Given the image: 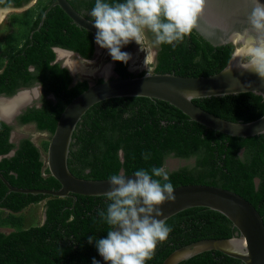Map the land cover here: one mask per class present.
I'll use <instances>...</instances> for the list:
<instances>
[{
  "label": "trees",
  "instance_id": "16d2710c",
  "mask_svg": "<svg viewBox=\"0 0 264 264\" xmlns=\"http://www.w3.org/2000/svg\"><path fill=\"white\" fill-rule=\"evenodd\" d=\"M32 0H0L3 6H23ZM55 0H37L33 6L10 15L13 31L0 54V93L12 95L35 82L43 85L41 106L28 107L21 124L35 123L50 135L71 100L89 87V80L73 84L67 67L55 63V47L73 50L85 58L95 52V34L75 24ZM86 17L95 0H69ZM109 3L118 0H106ZM122 2V0H119ZM234 46L213 45L195 29L175 48L160 45L154 71L185 76L211 75L229 62ZM33 67V69H31ZM121 77L134 73L129 62L116 61ZM103 78L98 79V83ZM53 93L55 99L47 98ZM202 108L232 121H251L264 114V98L254 92L195 98ZM11 124L0 119V171L8 181L22 188L59 189L61 183L43 158L49 140L38 146L30 137L11 140ZM12 150L14 154L8 155ZM121 151L124 159L122 160ZM149 154V159L143 158ZM169 157L194 159L172 170ZM68 164L78 177L102 179L137 169L164 167L173 187L208 184L233 190L248 199L264 218V135L239 137L225 134L191 120L171 103L146 96L114 97L94 104L83 115L74 132ZM258 180V181H257ZM51 196L10 192L0 178V264H92L99 260L96 239L107 235L109 226L98 210L106 209L104 195ZM44 203L46 219L27 225L24 211ZM171 232L158 243L146 264H162L177 248L203 238H228L237 232L223 213L192 207L166 221ZM3 228L11 229L9 232ZM93 236L89 244L88 237ZM178 264H243L219 250H208Z\"/></svg>",
  "mask_w": 264,
  "mask_h": 264
},
{
  "label": "water",
  "instance_id": "95a60500",
  "mask_svg": "<svg viewBox=\"0 0 264 264\" xmlns=\"http://www.w3.org/2000/svg\"><path fill=\"white\" fill-rule=\"evenodd\" d=\"M261 3H264V0H261ZM55 5H59L75 24L95 34L96 29L89 22L90 18L78 11L69 0H55L45 11L40 25L43 24L48 11ZM248 16V0H206L204 17L195 30L213 45L231 43L235 50L240 44L232 39L233 34L261 35V33H257L251 28ZM59 50H65L70 54L82 57L73 50L55 47L56 53ZM234 50L229 62L221 71L201 76H185L173 72H146L143 75L125 78L117 73L115 69L116 61L111 60V70L104 76L103 81L100 83L90 81L89 87L75 96L64 108L55 131L50 135L48 149L43 152L46 166L50 169L51 174L59 180L61 187L59 189L18 187L11 184L0 171V178L7 185L8 193H42L60 197L72 195L75 199V194L104 195V192L109 188L108 178L78 177L71 171L68 159L74 132L83 115L94 104L109 98L146 96L160 99L180 109L191 120L216 131L239 137L259 135L257 130L264 129V114L251 121H232L220 117L194 102L195 98L223 96L241 92H254L264 98V80L254 72L240 68L238 62L242 58L235 57ZM98 51H100V47L95 43V52L98 53ZM81 59L90 60L83 57ZM54 62H60L58 54ZM128 62L129 70L133 72L131 59ZM61 64L70 70L73 84L84 79V77L78 75L79 72L74 70L71 65L66 62ZM100 74L104 75L101 72ZM27 91L28 89H20L11 96L1 95L0 101H15L22 92ZM187 94L190 99L186 98ZM51 97L55 98V95L52 93ZM28 104L29 102L23 105L18 104L10 116H5L0 112V119L8 124H15L17 116L28 108ZM11 140L13 141L12 138ZM14 151L12 150L8 155L14 154ZM2 157L3 155H0V159ZM121 157L123 160L122 151ZM122 171L125 173L124 170ZM125 174L129 178L133 176V173ZM174 195L176 196L175 201H166L158 206L162 215L157 219L166 221L185 209L207 207L227 216L237 228V232L228 238H203L188 243L175 249L162 264H178L208 250H219L240 259L243 264H264V218L248 199L230 189L197 183L174 187ZM44 219H46V214H44ZM98 261H100V264H110V262H105L101 256H99Z\"/></svg>",
  "mask_w": 264,
  "mask_h": 264
},
{
  "label": "clouds",
  "instance_id": "9594fccd",
  "mask_svg": "<svg viewBox=\"0 0 264 264\" xmlns=\"http://www.w3.org/2000/svg\"><path fill=\"white\" fill-rule=\"evenodd\" d=\"M248 4L251 28L261 35L233 34L232 39L240 44L234 50L235 57L242 58L240 68L264 80V3L248 0ZM205 9L206 0H95L89 22L96 29L95 43L107 49L113 61L127 64L131 54L122 47L133 41L142 45L146 30L154 35V46L175 48L191 35ZM257 133L264 135V129ZM142 155L149 159L148 153ZM108 185L104 192L107 207L98 210V216L109 230L106 237L96 239L98 254L110 264H146L153 258L157 244L167 240L171 232L163 219H157L162 215L158 206L176 199L169 173L162 166H153L150 171L137 169L132 178L121 171L108 178ZM93 239L88 237L89 244ZM92 264L100 261L93 258Z\"/></svg>",
  "mask_w": 264,
  "mask_h": 264
},
{
  "label": "rangeland",
  "instance_id": "374dc122",
  "mask_svg": "<svg viewBox=\"0 0 264 264\" xmlns=\"http://www.w3.org/2000/svg\"><path fill=\"white\" fill-rule=\"evenodd\" d=\"M35 0H33L34 2ZM14 12L11 9H0V45L3 42L5 35L12 29L8 19L9 15ZM154 40V35L150 31H145V38L142 45H138L134 41L128 45L122 47V51H126L131 54V67L134 73H139L141 71L153 72L156 60L154 59V53L158 51L159 47L154 46L152 41ZM71 62L79 65L82 70H80L79 76L94 81L99 77L100 70L105 66H110L111 58L107 49L100 48V51L96 53L90 60H83L79 58L76 54H70L66 56ZM62 62V58H60ZM92 70H97L95 74H92ZM98 72V73H97ZM102 73V72H101ZM106 75V74H105ZM103 75V76H105ZM111 77V76H110ZM13 141L18 143L21 138L30 137L38 146L45 140L50 139V134L47 131H39L34 123H16L13 128ZM194 162V159H182L169 157L166 162L167 169L178 168L181 165H187ZM44 203L32 204L25 209L24 214L26 215L25 221L27 225H37L43 221L44 218ZM4 231L9 232L11 229L3 228Z\"/></svg>",
  "mask_w": 264,
  "mask_h": 264
},
{
  "label": "flooded vegetation",
  "instance_id": "af4514ba",
  "mask_svg": "<svg viewBox=\"0 0 264 264\" xmlns=\"http://www.w3.org/2000/svg\"><path fill=\"white\" fill-rule=\"evenodd\" d=\"M37 0H35L34 2H33V0L32 1H30V2H28V3H26V4H24L23 6H15V5H12V6H3V5H1L0 4V9H11V11H14V12H22V11H24V10H26V9H28V8H30L31 6H33L34 4H35V2H36ZM14 12H12V13H14ZM11 15V14H10ZM10 15H9V19H8V22H9V24H10V26H11V28L13 29V27H12V24H11V22H10ZM10 30L6 35H5V37H4V39H3V42H2V44L0 45V54L1 53H3L4 52V42H5V39H6V37L13 31V30ZM158 51H159V49H158ZM158 51L157 52H155L154 53V59L157 61V55H158ZM60 52H62V54H65L64 55V57L62 56H60V58H62V62H66V63H68L69 64V62H68V59H67V54L68 55H70V53H68V52H65V51H60ZM60 52L59 53H57L58 54V56L60 55ZM96 54V52H94V55ZM93 55V56H94ZM82 56V55H81ZM83 57V56H82ZM81 57V58H82ZM80 58V57H79ZM83 58H85V57H83ZM111 58V57H110ZM88 59H90V58H88ZM112 60V59H111ZM61 61H60V63H62ZM71 65V64H70ZM71 67H72V65H71ZM31 69H33V67L31 68ZM103 70V69H102ZM102 70H100L101 72H102ZM1 71V70H0ZM79 73H78V75L80 74V71H78ZM105 75V74H104ZM81 77V76H80ZM99 78H103L104 79V76L103 75H100L99 77H97L96 79H95V82H97L98 81V79ZM85 79H87V78H84V79H82V80H85ZM87 80H89V79H87ZM89 82H90V80H89ZM27 90L28 89V93L30 94V98H29V106L28 107H33V106H36V107H38L40 104L42 105V98H43V94H44V90H43V85L40 83V82H35V83H33L32 85H30V86H27V87H22V88H19L16 92H18L19 90ZM15 94V93H14ZM52 94V93H51ZM51 94H49V95H47V98H52L51 97ZM1 95H7V96H11V95H8V94H6V93H0V96ZM13 95V94H12ZM27 96V95H26ZM26 96H24V97H26ZM52 99H55V98H52ZM5 107V106H4ZM3 107V109H5ZM7 107V106H6ZM6 113H8V114H10L13 110H10V109H5L4 110ZM21 115V114H20ZM19 115V116H20ZM19 116H17V118H16V123H20L19 121H18V117ZM15 123V124H16ZM15 124H12V126L14 127V125ZM35 124V123H34ZM14 130V129H13ZM13 130H12V132H13ZM13 133H11V138L13 139V135H12ZM20 141V140H19ZM18 141V142H19ZM44 212H46L45 210H44ZM45 221V220H44Z\"/></svg>",
  "mask_w": 264,
  "mask_h": 264
},
{
  "label": "bare ground",
  "instance_id": "6f19581e",
  "mask_svg": "<svg viewBox=\"0 0 264 264\" xmlns=\"http://www.w3.org/2000/svg\"><path fill=\"white\" fill-rule=\"evenodd\" d=\"M60 51H65V50H59L58 51V53L60 52ZM65 52H67V51H65ZM69 53V52H68ZM64 55L65 54H62V52H60V55H59V58H60V56L62 57H64ZM68 55V54H67ZM72 61V60H71ZM69 59H68V62H69V65L71 64L72 65V68L74 69V70H77V71H80V70H82V68L79 66V65H76L74 62H71ZM132 61V60H131ZM68 64V63H67ZM111 70V63H110V66H109V64H108V66H105L104 68H103V70H102V73H104V74H108L109 73V71ZM97 70H92V74H94L95 72H96ZM98 73V72H97ZM29 91H27V92H22L19 96H18V98L15 100V101H11V102H8V101H3V102H1L0 101V112L3 114V115H5V116H10V114L12 113H10V114H8V113H6L4 110L5 109H10V110H14L15 109V107L18 105V104H21V105H23V104H26L27 102H29L30 100H29V98H30V94L28 93ZM27 95V96H26ZM24 96H26V97H24ZM5 106V107H4ZM7 106V107H6ZM3 107L5 108V109H3Z\"/></svg>",
  "mask_w": 264,
  "mask_h": 264
},
{
  "label": "crops",
  "instance_id": "0c3cea01",
  "mask_svg": "<svg viewBox=\"0 0 264 264\" xmlns=\"http://www.w3.org/2000/svg\"><path fill=\"white\" fill-rule=\"evenodd\" d=\"M45 209V208H44Z\"/></svg>",
  "mask_w": 264,
  "mask_h": 264
}]
</instances>
